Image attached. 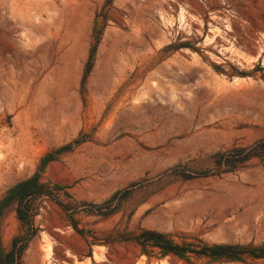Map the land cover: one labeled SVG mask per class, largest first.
<instances>
[{"label":"rangeland","instance_id":"1","mask_svg":"<svg viewBox=\"0 0 264 264\" xmlns=\"http://www.w3.org/2000/svg\"><path fill=\"white\" fill-rule=\"evenodd\" d=\"M261 38L264 0H0V264H264Z\"/></svg>","mask_w":264,"mask_h":264},{"label":"trees","instance_id":"2","mask_svg":"<svg viewBox=\"0 0 264 264\" xmlns=\"http://www.w3.org/2000/svg\"><path fill=\"white\" fill-rule=\"evenodd\" d=\"M19 212L21 213V215H22V213L24 212V210L21 208L20 210H19ZM19 245V243L17 242V241H15L14 243H13V249H12V251H11V254H14V253H19V255H21L22 254V252H23V250H24V248H25V246H18Z\"/></svg>","mask_w":264,"mask_h":264},{"label":"bare ground","instance_id":"3","mask_svg":"<svg viewBox=\"0 0 264 264\" xmlns=\"http://www.w3.org/2000/svg\"><path fill=\"white\" fill-rule=\"evenodd\" d=\"M262 40H263V39L261 38V40H260L261 43H262ZM260 41H259V42H260ZM258 44H259V43H258ZM260 46L264 49V43H262V45H260ZM258 47H259V46H258ZM262 48H260L259 50L261 51Z\"/></svg>","mask_w":264,"mask_h":264}]
</instances>
